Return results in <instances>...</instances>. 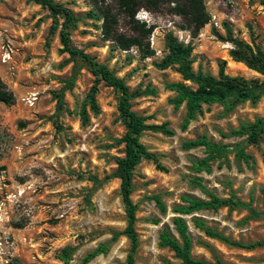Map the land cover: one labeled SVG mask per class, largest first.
<instances>
[{"label":"rangeland","instance_id":"1","mask_svg":"<svg viewBox=\"0 0 264 264\" xmlns=\"http://www.w3.org/2000/svg\"><path fill=\"white\" fill-rule=\"evenodd\" d=\"M54 1L78 18L71 31L72 45L123 79L130 92H141L130 104L147 124L167 123L173 131L172 136L146 131L139 139L156 156L157 164L142 160L133 172L131 200L137 206L139 235L135 264L177 262L168 248L159 245V234L168 228L178 237L172 208L181 204V196L206 199L192 185L194 177L214 195L233 197L238 206L184 217L192 256L211 263L264 264V246H232L206 236L193 224V217H198L231 241H264V138L247 145L245 137L231 134L241 124L264 117V96L231 111L219 104L204 105L202 114L182 131L184 106L175 109L170 102L174 93L166 88L182 79L172 67L161 70L155 66L166 56L165 36L172 33L193 47L194 71L201 69L217 77L218 64L224 61L227 75L262 81L260 74L231 59L232 46L223 40V24L229 23L233 37L264 52L262 0H204L210 21L195 38L184 30L182 18L170 11L171 5L139 9L135 20L153 27L149 38L153 55L148 58L135 47L122 51L104 39L98 16L109 8L118 20V32L130 33L118 0ZM51 23L49 11L31 0H0V78L14 96L13 104L0 103V264H64L58 255L67 245L76 246L67 264H126L129 241L124 236L111 241L112 231H122L126 224L119 180L107 179L95 187L89 179L101 181L111 175L115 159L124 155L123 144L117 142L125 131L117 110L118 92L102 81L96 83L86 68H80L73 87L64 90V106L56 117L55 95L71 76L74 63L60 52L58 32L49 33ZM94 84L98 111L94 113L87 105L88 121L82 124L79 114ZM202 136L219 144L242 145L251 159L245 162L230 152L220 167L215 163L210 173L197 174L193 163L203 157V150H184L182 143ZM155 197L165 206L164 213ZM101 244L106 245V253L84 262Z\"/></svg>","mask_w":264,"mask_h":264},{"label":"trees","instance_id":"2","mask_svg":"<svg viewBox=\"0 0 264 264\" xmlns=\"http://www.w3.org/2000/svg\"><path fill=\"white\" fill-rule=\"evenodd\" d=\"M31 1L49 11L52 20L49 33L55 34L58 32L61 44L60 52L68 54L69 61L74 63L71 76L65 81L64 87L55 95L56 117H60L64 106V90L73 87L80 68H86L95 77L96 83L102 81L105 86L118 92L117 110L125 131L117 142L123 144L124 155L115 159L116 168L111 175L101 181L92 176L89 179L93 181L95 187L100 186L107 179L115 178L119 180V191L126 224L122 231H112L111 241H116L119 237L124 236L130 245L126 256V264H135V255L139 247V235L135 228L137 206L131 200L133 172L142 160H151L157 164L156 156L149 152L139 139L146 131L159 132L166 136H172L173 131L168 128L167 123L161 125L147 124L146 119L136 114L130 104L133 98L141 95V92L139 90L130 92L123 79L116 77L105 65L99 64L93 57L72 45L71 31L76 27L78 21L72 10L54 0ZM117 4L123 15L128 18L130 33L118 32V20L109 8L100 11L101 16H98V19H102L103 37L106 41L113 42L122 51H129L133 47L137 48L143 58L153 55V50L149 44L153 27L135 20V15L139 9L152 11L159 9L164 4L171 5L170 11L182 18L185 26L184 30L188 31L192 38L197 37L200 30L210 21V15L206 11L204 0H118ZM261 4L264 6V0L261 1ZM90 15L95 16V13L91 12ZM223 30L225 32L223 40L229 42L232 46L229 50L231 59L243 63L249 69L257 72L263 77V80H246L239 76L231 77L225 73L224 61L218 64L217 77L205 73L201 69L194 71L192 67L194 63L192 57L193 47L191 44H185L172 33H167L165 36L167 54L155 66L161 70L172 67L182 79L180 82L166 84V88L174 93V97L170 100L174 108L179 109L182 105L184 106L185 115L180 125L182 131H185L189 124L202 114L204 105L219 104L224 106L226 110L231 111L241 103L250 102L255 104L264 96V52L256 45H251L233 37L232 27L229 23L223 24ZM213 32L220 37L216 30ZM147 91L153 92L150 89H147ZM96 92L97 86L94 84L86 95L85 103L79 114L82 124H86L88 121L87 105L94 113L98 111L95 99ZM13 102L12 92L7 89L0 78V103L11 105ZM231 134L240 138L245 137L244 143L247 145L257 144L264 138V117L257 118L252 123L241 124L238 129H233ZM182 148L184 150L195 148L203 150V157L193 163V171L197 174L201 172L210 173L215 163L220 167L223 162H227L230 152H234L237 159L245 162L251 159V156L245 153L244 146L219 144L208 140L205 136L184 141ZM191 183L205 193L206 199L183 195L181 196V204L172 208V212L175 214L172 218V224L178 237L173 236L168 228H164L159 234V245L168 248L177 262L166 260L162 264H224L220 261L211 263L192 256V241L184 217L203 210L232 209L238 206V202L233 197L220 198L209 192L198 177L192 178ZM154 200L159 211L164 213L166 209L159 197H155ZM262 201L263 212L261 215L264 217V189L262 190ZM193 224L196 228L202 230L206 236L219 239L232 246L244 249L264 246V241L252 243L231 241L219 232L207 227L205 221L198 217H193ZM75 250L76 246L67 245L63 247L58 259L64 264L69 263ZM106 251L105 244L98 245L94 251L84 257V262H89L97 255L106 253Z\"/></svg>","mask_w":264,"mask_h":264}]
</instances>
